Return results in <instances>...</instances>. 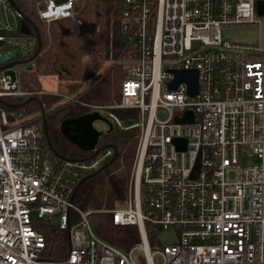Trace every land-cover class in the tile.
<instances>
[{"label":"built area","instance_id":"2783aa9c","mask_svg":"<svg viewBox=\"0 0 264 264\" xmlns=\"http://www.w3.org/2000/svg\"><path fill=\"white\" fill-rule=\"evenodd\" d=\"M78 1L34 0V12L48 24L70 18L78 30ZM259 1L124 0L120 100L61 95L114 130L139 131L128 197L102 210L116 226H137L140 241L127 250L100 237L92 211L74 202L80 180L116 157L112 147L95 152L114 143L101 142L109 133L93 150L49 159L41 110L26 113L13 102L56 93L24 85L32 59L17 76L0 70V264H264V43L221 34L261 27ZM18 32L22 15L0 0V66L33 57L2 48ZM187 70L198 71L195 96L186 82L171 88L175 72ZM188 110L193 121H177ZM250 155L258 162H245ZM169 230L175 241L164 244L159 234Z\"/></svg>","mask_w":264,"mask_h":264},{"label":"trees","instance_id":"16d2710c","mask_svg":"<svg viewBox=\"0 0 264 264\" xmlns=\"http://www.w3.org/2000/svg\"><path fill=\"white\" fill-rule=\"evenodd\" d=\"M15 1L36 22L42 39L41 51L32 59V68L22 74L21 79L26 87L42 89L41 77L55 76L60 81L70 82V92L66 93L79 96L81 101L108 105L120 100L125 73V57L121 55L126 34L122 26L124 0L76 2V15L81 21L78 30L73 29L70 18L54 20L49 24L42 22L34 12V0ZM25 33L36 36L31 26L24 32H18V35ZM36 49L27 56L32 57ZM110 60L114 64L108 69L105 65ZM62 93L59 91L56 94L39 95L40 103L31 100L22 105L21 98L13 102H16V109L21 108L26 113H35L36 110L39 112L41 106L47 109L46 123L51 140L48 153L55 158L74 157L84 153L62 135L60 124L65 118L87 113L88 108L79 103L62 102ZM51 107L53 110L50 111ZM129 112L117 111L121 117ZM111 138L118 149L116 157L101 172L88 178L79 187L74 202L83 209L92 211L95 231L100 237L127 250L140 241L137 226H116L111 222L110 215L102 210L119 206L128 197L139 131L116 129L105 134L101 142ZM51 233L47 230L49 238H52Z\"/></svg>","mask_w":264,"mask_h":264},{"label":"water","instance_id":"95a60500","mask_svg":"<svg viewBox=\"0 0 264 264\" xmlns=\"http://www.w3.org/2000/svg\"><path fill=\"white\" fill-rule=\"evenodd\" d=\"M65 1H67V0H56V2H58V3L65 2ZM10 2L19 11V13L22 15L23 30L28 29L29 26H31L35 30L36 40H37L38 46H37V50H36V52L32 58L22 59V60L19 59V60L12 62L11 64L2 65V66H0V70L5 69V68L9 67L10 65H14L16 63L29 62L30 59H33L34 57H36L40 53L41 47H42V39L40 37V33H39L36 22L30 16L26 15L21 10V8L18 6V4L16 3L15 0H10ZM258 12H259V14H264V1H262V0H260L258 2ZM0 44H1V42H0ZM175 76H176V79L171 84V88L175 89L178 87V85L181 82H186L188 84L189 94L191 96H195L197 94V92H198V71L197 70L177 71V72H175ZM31 100H36L40 103V100L37 96L28 98L26 101H31ZM41 113L43 115L44 131L46 134L47 141L50 145L51 140H50L48 126L46 123L45 109L43 106H41ZM97 119L105 121L108 124L109 129L107 130V133H111L114 130V126L108 118L102 116L99 112L93 111V112H87V113H84V114H81L78 116L65 118L60 124V131H61L62 135L69 142L76 145L79 149H81L83 151H90V150H93L96 148V146L100 142L101 136L104 134L103 131L98 130L94 126V121ZM193 119H194L193 111L188 110L186 115L183 118H180V120L177 119V121H183V122L184 121H193ZM177 142L180 144V140H177ZM108 147H112L115 150L116 155H117L118 149H117L116 144H114V143L104 144V145L98 147L95 150V152H97L99 150H103V149L108 148ZM184 148H185V145H184ZM57 155H59V154L57 153ZM199 164L200 163L197 164V168H196L195 172H197L199 170ZM105 167H107V165H104L99 170H97L93 173H90V174L86 175L85 177H83L80 180V182L78 183L76 189L78 190L79 187L88 178L93 177L94 175L98 174Z\"/></svg>","mask_w":264,"mask_h":264},{"label":"rangeland","instance_id":"374dc122","mask_svg":"<svg viewBox=\"0 0 264 264\" xmlns=\"http://www.w3.org/2000/svg\"><path fill=\"white\" fill-rule=\"evenodd\" d=\"M264 19V18H263ZM222 37L224 39H228L231 42L235 43H242V44H254L258 45L261 41L264 43V23L261 27L256 26H244V27H226L222 29ZM36 44V39L30 35H21L18 37L10 38L9 42L3 46V49H16L18 57L22 58L26 55H28L30 52L33 51L34 45ZM114 62L113 60H110L108 63H106L105 67L108 66V69L113 66ZM26 63H16L14 65H10V69L7 70V73L17 76L19 70L23 69L25 67ZM102 71L99 72L101 74ZM40 84L42 87V90L49 91V92H55L58 93L63 92L62 94H66V92H70V82L68 81H60L55 76H42L40 79ZM72 94V93H71ZM54 107V106H53ZM53 107L49 109L50 111L53 110ZM8 111L12 110L14 107L6 106L5 107ZM16 109V108H15ZM40 111L36 112L34 114L39 115ZM94 126L100 131H103L104 133L107 132L109 129L108 124L105 121H102L100 119H97L94 121ZM49 159L54 160L55 157H49ZM258 157L255 155H250L248 157H245V162H258ZM133 170V167H132ZM132 174V172H131ZM56 219V217L54 218ZM93 228L94 227V216L89 217ZM159 238L164 244L172 243L175 241V235L172 230L165 231L159 234Z\"/></svg>","mask_w":264,"mask_h":264}]
</instances>
